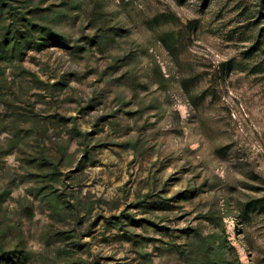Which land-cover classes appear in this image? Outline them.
<instances>
[{"label": "rangeland", "instance_id": "374dc122", "mask_svg": "<svg viewBox=\"0 0 264 264\" xmlns=\"http://www.w3.org/2000/svg\"><path fill=\"white\" fill-rule=\"evenodd\" d=\"M0 264H264V0H0Z\"/></svg>", "mask_w": 264, "mask_h": 264}]
</instances>
